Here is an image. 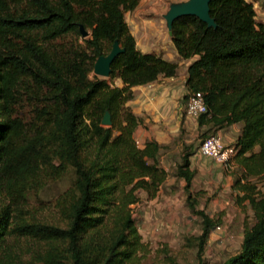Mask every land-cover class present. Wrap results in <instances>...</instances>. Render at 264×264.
Masks as SVG:
<instances>
[{"label": "trees", "instance_id": "obj_1", "mask_svg": "<svg viewBox=\"0 0 264 264\" xmlns=\"http://www.w3.org/2000/svg\"><path fill=\"white\" fill-rule=\"evenodd\" d=\"M139 1L0 0V264H140L146 248L133 218L136 192L155 198L168 173L158 161L163 146H137L140 121L126 104L133 87L173 77L177 66L136 50L124 14ZM209 16L214 27L195 16L172 23L176 53L192 60L183 100L203 95L199 128L241 125L231 191L255 222L223 264H264V26L245 0H211ZM81 27L89 31L84 46L66 42L82 36ZM115 42L122 51L111 83L90 79ZM105 113L110 126L101 124ZM189 157L174 176L201 218V248L214 221L196 208ZM71 171L74 183L48 203L51 219L41 220L28 195Z\"/></svg>", "mask_w": 264, "mask_h": 264}, {"label": "rangeland", "instance_id": "obj_2", "mask_svg": "<svg viewBox=\"0 0 264 264\" xmlns=\"http://www.w3.org/2000/svg\"><path fill=\"white\" fill-rule=\"evenodd\" d=\"M133 15V11L130 12V22ZM127 16L128 14L126 18ZM164 23L167 27L166 19ZM85 31V36L77 39L71 36L66 42L74 41L79 46H84V40L89 37V31ZM183 75L180 71L179 77ZM95 76L109 80L94 72L89 78L93 79ZM109 82L111 83L110 80ZM182 121L181 115L179 127L172 131L175 133L173 138L168 143L161 144L164 149L159 155V164L163 169L169 167L166 168L167 180L157 197L148 199L143 192L136 193L139 201L132 207L133 218L146 248L140 264H223L239 252L245 227H250L255 222L250 209L239 207L235 194L231 191L226 167L232 166L233 162L213 166L211 170L216 172L215 177L209 173H197L191 186V194L197 199L196 208L214 221L208 239L200 248L201 218L187 205L183 183L174 176L175 166L172 164L177 165L185 153L191 154L197 150L199 143L213 132L208 134L205 128L198 131L199 126L194 131V128L187 129L183 127ZM135 140L141 143L139 138ZM74 180L71 171L62 179L46 185L39 194L28 195L29 205L35 208L41 220L51 219L53 212L48 203L72 185ZM198 192L201 193L200 196ZM37 202H42L43 205L37 206Z\"/></svg>", "mask_w": 264, "mask_h": 264}, {"label": "crops", "instance_id": "obj_3", "mask_svg": "<svg viewBox=\"0 0 264 264\" xmlns=\"http://www.w3.org/2000/svg\"><path fill=\"white\" fill-rule=\"evenodd\" d=\"M187 1L189 0H140L138 6L133 11L134 15L131 22L128 20L130 12L124 14V20L134 38L137 51L143 54L158 55L165 61L177 66L176 74L173 77H160L149 85L132 88L133 98L126 106L140 121L133 135L134 140L139 138L141 141L139 144L135 140L138 147H142L146 141H155L159 145L168 143L173 138L172 135H175L172 131L180 124L181 115L183 116V127L187 129L194 128L192 129L193 131L197 130V119L187 116L183 100L187 94L184 86L187 68L192 60H184L176 53L171 36L164 23V17L172 5L186 3ZM245 1L253 6L256 22L264 26V0ZM126 14H128L127 18ZM180 71L184 74L181 77H179ZM113 84L116 87H122L120 79H114ZM203 128L206 129L208 134L213 132L210 136H219L224 144L234 145L240 134L241 125L232 124L220 129L198 127V131ZM198 148L191 152L189 157L190 170H193L195 173L194 178L197 173H209L210 176L215 177L216 172L211 170V168L219 164L202 156L198 152ZM172 166L174 167L175 164L173 163ZM166 168L164 170L167 172ZM226 168L228 169L227 177L230 180L231 188L233 178L230 175L228 166ZM180 181L183 183L184 190V181L181 179ZM139 191L146 195L144 191Z\"/></svg>", "mask_w": 264, "mask_h": 264}, {"label": "water", "instance_id": "obj_4", "mask_svg": "<svg viewBox=\"0 0 264 264\" xmlns=\"http://www.w3.org/2000/svg\"><path fill=\"white\" fill-rule=\"evenodd\" d=\"M210 1L211 0H189L186 3L172 5L167 15L164 17L167 22L169 35L171 36L173 21L182 16H195L206 23L208 26L214 27L215 24L209 16ZM80 32L82 36H85L87 34V32H85L82 27L80 28ZM121 51L122 50L119 48L118 43L115 42L110 53L107 56L98 58L95 62L93 67V72L95 73V75L108 78L111 72V63ZM101 124L103 126H110L111 120L108 113H105V115L103 116Z\"/></svg>", "mask_w": 264, "mask_h": 264}, {"label": "built area", "instance_id": "obj_5", "mask_svg": "<svg viewBox=\"0 0 264 264\" xmlns=\"http://www.w3.org/2000/svg\"><path fill=\"white\" fill-rule=\"evenodd\" d=\"M185 110L187 116L195 119L205 114L207 107L203 95L200 92L189 94ZM198 152L217 164L226 165L235 156L237 150L234 145H225L219 136L212 135L199 143Z\"/></svg>", "mask_w": 264, "mask_h": 264}]
</instances>
